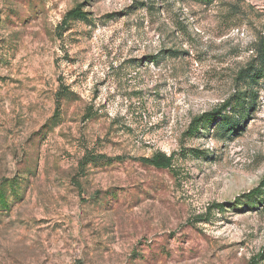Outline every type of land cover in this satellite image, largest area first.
Listing matches in <instances>:
<instances>
[{
  "label": "rangeland",
  "instance_id": "374dc122",
  "mask_svg": "<svg viewBox=\"0 0 264 264\" xmlns=\"http://www.w3.org/2000/svg\"><path fill=\"white\" fill-rule=\"evenodd\" d=\"M263 183L264 0H0V264H264Z\"/></svg>",
  "mask_w": 264,
  "mask_h": 264
},
{
  "label": "trees",
  "instance_id": "16d2710c",
  "mask_svg": "<svg viewBox=\"0 0 264 264\" xmlns=\"http://www.w3.org/2000/svg\"><path fill=\"white\" fill-rule=\"evenodd\" d=\"M197 2H200V3H203V4H212L214 3L216 0H195ZM83 13L79 10H72L70 11L66 18H65V21H68L69 19H75V17H80L82 16ZM261 77H257V79H259ZM143 163H146V164H150L156 168H159V169H166V168H170L172 166V158L167 156L166 154L164 153H158L156 154L154 157L150 158V159H144L142 160ZM263 186H264V183H263ZM260 188L259 189H255L254 191H252L248 197H253L254 195L256 194H259L260 193ZM254 264V263H252Z\"/></svg>",
  "mask_w": 264,
  "mask_h": 264
}]
</instances>
